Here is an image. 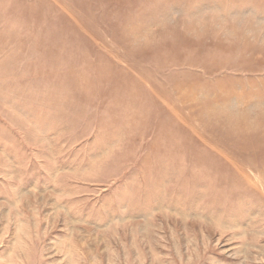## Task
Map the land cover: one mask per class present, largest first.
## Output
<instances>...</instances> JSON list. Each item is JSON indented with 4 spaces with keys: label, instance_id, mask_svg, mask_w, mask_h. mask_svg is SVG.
<instances>
[{
    "label": "rangeland",
    "instance_id": "obj_1",
    "mask_svg": "<svg viewBox=\"0 0 264 264\" xmlns=\"http://www.w3.org/2000/svg\"><path fill=\"white\" fill-rule=\"evenodd\" d=\"M0 264H264V0H0Z\"/></svg>",
    "mask_w": 264,
    "mask_h": 264
}]
</instances>
